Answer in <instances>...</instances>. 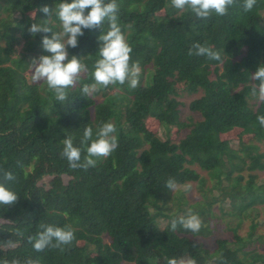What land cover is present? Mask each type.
I'll list each match as a JSON object with an SVG mask.
<instances>
[{"label":"trees","instance_id":"16d2710c","mask_svg":"<svg viewBox=\"0 0 264 264\" xmlns=\"http://www.w3.org/2000/svg\"><path fill=\"white\" fill-rule=\"evenodd\" d=\"M61 2L0 0V168L15 176L13 181L0 177V183L19 197L13 206L0 205V264H167L172 258L264 264L263 254L248 249L253 232L245 239L236 235L234 243L217 239L214 250L197 249L192 242L213 233L214 204H228L222 215H234L240 223L257 221L258 206L264 205V185H256L255 174L264 172V127L257 120L264 115V102L252 95L258 82L251 79L264 64V0L247 13L238 0L227 15L209 19L180 12L171 0H116L118 23L132 49L129 63L141 68L139 86H98L93 95L83 96V86L95 82L98 37L109 30L105 20L101 28L85 30L78 47L68 48L69 59L80 58L88 71L66 90L63 102L45 83L27 76L31 60L48 55L42 36H51L33 37L28 29L38 23L60 31L55 6ZM45 5L53 9L50 17L39 11ZM197 42L219 51L221 61L189 56ZM199 91L190 111L201 119L188 125L180 98ZM152 121L159 125L156 131L149 127ZM107 122L116 127V150L95 168H70L61 157L62 140L71 136L83 158L85 128L92 127L95 138L97 126ZM177 128L190 131L174 142ZM236 128L253 136L250 142L238 141V149L221 139ZM193 166L217 179L211 193ZM245 171L250 173L246 183ZM222 177L231 184L221 187ZM169 178L177 193L165 186ZM192 183L203 195L195 204L180 191ZM189 211L201 219L199 232L180 225L173 231L171 221ZM41 225L70 226L76 239L63 252H37L28 238L43 231Z\"/></svg>","mask_w":264,"mask_h":264},{"label":"clouds","instance_id":"9594fccd","mask_svg":"<svg viewBox=\"0 0 264 264\" xmlns=\"http://www.w3.org/2000/svg\"><path fill=\"white\" fill-rule=\"evenodd\" d=\"M237 3L238 0H171L173 8L180 12L189 10L198 19H209L213 15L223 17L228 14L229 8ZM256 4L257 0H243V11L245 13L252 11ZM55 9L61 24L60 31L54 32L51 28L38 23H33L28 29L33 37L39 33H51L50 37L43 35L41 39V46L48 55L33 58L28 64L33 83H45L48 90L55 94V100L65 101L66 90L75 87L82 75L88 71L80 58L72 56L69 59L68 48L78 47L79 37L85 34V30L101 28L107 20L109 30L106 33L102 32L98 37L100 46L97 54L100 58L96 60L91 74L95 82L83 86V96L93 95L98 90V86L106 88L117 83L120 85L127 83L132 89L139 86L141 68L138 63H129L132 49L118 23L119 8L116 0H70V2L62 0ZM52 10L47 5L39 9L49 17ZM188 55L206 57L215 61L222 59L219 51L198 42L192 45ZM251 79L258 82L252 88V95L264 102V64L258 66ZM257 120L264 127V115L258 116ZM115 132L116 127L113 123H103L97 126L94 138L92 127H86L80 141L86 155L82 158V149L74 146L73 138L67 136L62 140L61 157L67 159L72 169L95 168L100 158L109 157L118 147V137L114 135ZM0 177L5 181L15 180L13 173L3 168H0ZM165 186L174 191L177 184L174 179L169 178ZM18 199L14 191L0 183V205L13 206ZM178 225L196 233L201 229L202 222L198 215L189 211L187 215L171 221L173 231ZM41 228L43 231L28 238V242L37 252H44L46 249H59L63 252L65 247L70 246L76 239L74 230L70 226L41 225ZM8 245H12V241H8ZM2 264L9 262L5 260ZM12 264H19V261L14 260ZM28 264H37V262L29 260ZM167 264H195V261L172 258L168 259Z\"/></svg>","mask_w":264,"mask_h":264},{"label":"rangeland","instance_id":"374dc122","mask_svg":"<svg viewBox=\"0 0 264 264\" xmlns=\"http://www.w3.org/2000/svg\"><path fill=\"white\" fill-rule=\"evenodd\" d=\"M20 48V47H19ZM28 79L31 81V74L28 70L27 72ZM32 82V81H31ZM202 95V92L199 91L198 93L194 95H183L180 100L182 101L181 106V117L182 121L187 123L188 125L191 124V121L196 122L201 119L199 114H195L190 111V103L194 100L199 98ZM101 100V98H98ZM259 102V100H257ZM158 123L156 121H152L149 123V127L151 130L156 131L158 128ZM191 127V126H190ZM190 128H185L182 130H179L178 128L175 129L172 133V140L174 142H178L179 140L186 137V135L189 133ZM251 136L249 133L244 132L242 129L236 128L230 133L223 134L221 136L222 140H228L231 143V146L235 149H238V141L243 142H250ZM259 144V143H258ZM261 151L264 152V143L260 144ZM193 169H195L202 177L206 179L205 189H207L208 193H211V189L217 184V179L212 178L210 174L206 171H203L198 166H193ZM245 180L244 183L247 182L249 179L250 173L248 171L243 172ZM255 174H257L258 179H256V185H264V172L262 171H256ZM238 175V174H237ZM223 182L221 183V187H227L229 184H231L227 179L222 177ZM178 188L174 190V193H177ZM182 193L188 200L189 204H195L196 202L203 199L202 192L200 189H198L197 183H192L191 186L184 187V189H181ZM215 194H218V192H214ZM213 193V194H214ZM213 213L215 216L211 220L212 224V232H210V235L207 236H198V237H192V242L195 243L197 249H200V246H203L209 250H214L216 247V240L217 239H227L230 242L236 241V235L239 237L245 239L248 238L249 234L253 232V239L254 242L248 243L249 250H256L260 254L264 255V205L258 206V209L260 210V217L257 219V221L251 219V218H245L243 222L240 223V219L236 218L234 215H222V209H230L228 204H221L216 203L213 205ZM256 224V229L252 230V225ZM216 228V230H215ZM262 237L261 241H257L258 238ZM107 241L108 238H107ZM231 248H236V245H231ZM250 252V251H249ZM258 264H263L262 261H258Z\"/></svg>","mask_w":264,"mask_h":264}]
</instances>
